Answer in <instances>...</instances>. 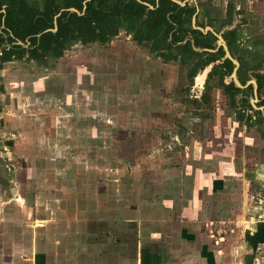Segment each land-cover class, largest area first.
Returning <instances> with one entry per match:
<instances>
[{
    "label": "rangeland",
    "instance_id": "374dc122",
    "mask_svg": "<svg viewBox=\"0 0 264 264\" xmlns=\"http://www.w3.org/2000/svg\"><path fill=\"white\" fill-rule=\"evenodd\" d=\"M47 1L28 3L33 10L41 11ZM51 1L60 9L68 8V0ZM105 1L108 7L112 0ZM196 3L197 14L191 21H184L186 31L181 35L185 36L172 48L165 46L168 39L161 42L162 30L151 38L137 40L125 30V21L104 19L108 30L116 28V33L104 43H92L99 48L95 53L100 62L91 69L69 65L74 63V51L83 47L76 40L67 41L60 54L52 50L34 59L27 58L24 50L23 56L11 57L18 68L35 67L51 75L41 92L31 93L35 110L31 111V106L23 108L14 115L18 116L16 127L3 126L1 131L2 135L14 134L11 142L17 155H1L0 170L6 174L10 165L15 167L11 170L15 179L5 177L4 183L17 190L5 194L4 199L8 195L12 201L6 211L18 217V228L24 225L25 217L54 218L64 213L71 216H64L67 221L87 217L94 200H119L123 207L138 205L140 211L144 205L156 207V201L170 200L173 185L191 194L193 185L206 183L203 180L207 178L201 176L205 167L207 172L222 168L225 173L221 170L220 174L234 184L239 174L236 169L242 166L243 183H247V189L254 186L255 175L264 171V121L244 116L238 120L234 91L230 90L233 86L225 87L221 82V58L202 66L206 53L193 43L197 33L190 27H220L217 21L222 22L226 12L236 8L247 26L243 25L241 32L225 30L233 51L241 57L263 56L261 12L249 10L250 0ZM207 33L201 38L211 41ZM184 45L188 46L182 49ZM244 62L249 65L247 59ZM61 66L62 78L57 74ZM223 77L226 82L231 79L228 73ZM241 104L246 106V101ZM221 154L242 155V165L237 158L234 165L228 162L230 157L218 159ZM228 170L235 173L233 177L226 176ZM100 211L97 208L91 214L94 239L104 236ZM143 214L149 216L150 211L140 216ZM50 228L52 232L66 231L68 226ZM28 229L33 230L31 226Z\"/></svg>",
    "mask_w": 264,
    "mask_h": 264
},
{
    "label": "crops",
    "instance_id": "0c3cea01",
    "mask_svg": "<svg viewBox=\"0 0 264 264\" xmlns=\"http://www.w3.org/2000/svg\"><path fill=\"white\" fill-rule=\"evenodd\" d=\"M250 1L249 10L261 12L258 18L264 24V0ZM98 50L93 45L79 47L72 54L74 63L69 65L95 67L100 62L95 53ZM12 62L10 59L0 65V156L17 155L11 142L13 132L2 135V127H16L18 116L14 115L23 108L31 106V111L35 110L31 93L41 92L51 76L35 67L18 68ZM62 67L57 73L61 78ZM217 157H230L227 160L233 165L237 158L242 165V155ZM12 167L6 174L0 170V264H257L264 254V171L255 175L254 186L247 189L240 175L242 166L236 169L239 174L234 184L220 174L222 168L216 169L217 174L214 169L207 172L205 167L201 176L207 178L203 180L206 183L193 185L191 194L173 185L170 200L156 201V207L148 205L152 209L144 205L140 211L133 204L123 207L119 200H94L87 217L80 216L76 221H67L64 216H71L65 213L54 218L25 217L24 225L18 228V217L6 211L12 207L8 195L17 190L4 183L5 177L15 179ZM231 170L226 176H234ZM97 208L105 224L104 236L94 239L91 214ZM143 211H150V215L140 216ZM64 225L68 226L66 231H50V227ZM30 226L33 230L28 229ZM98 256L105 258L98 260ZM94 258L96 261H92Z\"/></svg>",
    "mask_w": 264,
    "mask_h": 264
},
{
    "label": "trees",
    "instance_id": "16d2710c",
    "mask_svg": "<svg viewBox=\"0 0 264 264\" xmlns=\"http://www.w3.org/2000/svg\"><path fill=\"white\" fill-rule=\"evenodd\" d=\"M163 3L159 7L148 8V14L141 23H138L135 17L144 14L146 6L137 0H127L124 3L115 0L107 11L103 9L105 0H86L84 3L82 0H68L67 7L73 9L62 10L56 16L60 6L51 0L45 2L41 11L33 10L28 0H0V45L4 44L0 51V65L2 61L11 59L12 56H21L24 50L27 52V58L35 59L42 58L52 50L55 51L54 54H60L66 47L65 43L74 39L82 42H104L116 31V28L108 30L107 22H103L104 16L112 13L117 15L125 12L128 16L125 25L127 29L134 31L133 37L137 40L151 38L159 30L163 31L162 36L165 37L175 24L176 32L182 29L184 21L189 18L193 9L171 0H164ZM170 10L172 12H169ZM54 26L56 29L53 30ZM47 28L51 29L45 30ZM6 43L9 46H6ZM187 46L184 45L182 49ZM224 65L228 70L231 69L229 59H226Z\"/></svg>",
    "mask_w": 264,
    "mask_h": 264
},
{
    "label": "flooded vegetation",
    "instance_id": "af4514ba",
    "mask_svg": "<svg viewBox=\"0 0 264 264\" xmlns=\"http://www.w3.org/2000/svg\"><path fill=\"white\" fill-rule=\"evenodd\" d=\"M85 1L86 0H82L83 3ZM121 1L122 3H124L127 0H121ZM137 1L146 6V10L144 11V14H142L140 17H135V21L138 23H141L144 20V18L148 14L147 12L148 8L159 7L164 2V0H137ZM171 1L177 4H180L181 6L187 5L188 7H191L193 9L189 18L186 19L189 21H191L195 17V15L197 14L199 10L196 0H178V2L175 0H171ZM114 2L115 0H112L110 5L108 7L104 6L106 9L104 7L103 9L107 11ZM69 8L70 7H68L67 10H69ZM62 10H65V9H59V11L55 14V16L58 15ZM169 12H172V10H170ZM226 15L227 17L221 20L222 22H220L219 20L217 21L219 22L218 24L220 25V27H216L213 24L211 27H207L205 25V26H202L201 28L198 25V28H195V26L192 25V28L190 27V30L197 33L193 39V43L197 42L195 43V45L202 46V48H204L202 51L206 53V55H204L203 57L202 66L206 65L207 63L209 64L211 61L215 59L221 58V61L218 64L223 73L221 82L223 83L225 87L228 86L229 84L233 86V87H230L229 85L228 87L232 88L230 89L231 91H234V101H235V108H236L237 115H238V120L242 121L244 117H247V119L251 121H253L254 119L255 120L261 119L264 121V55L263 56L254 55L250 57L248 56L241 57L238 51L237 52L233 51L234 49V47L232 46L233 42L231 41L229 36L226 34L225 30L230 29V30H236V32H241V29L242 27H244L243 25L245 24L242 23L241 13L236 8L233 10L230 9L228 12H226ZM127 17L128 16L125 15V12L124 13L121 12L120 14L117 13V15L113 13L111 15H106L104 16V19L107 22L112 21L115 23H119V22L121 23L123 21L127 22L128 20ZM54 27L56 29V26ZM124 28L127 32L132 33V36H133L134 34L133 30L127 29L126 25L124 26ZM48 29H51V28H48ZM176 29H177V24H175L174 27H172V29L168 31L167 36L165 37L162 36V42L168 39V41L166 42L167 44L165 45L166 47L168 46L172 48V45L174 44L178 45V42H180L185 36L184 33L181 35V31L183 32L186 31L183 27L182 29H178L177 32H176ZM207 32H209L210 36H212V38H210L211 41H206L201 38L202 35L208 34ZM175 36H178L179 38H175ZM239 36H241L240 33H238L237 35V38H238L236 39L237 44L241 43V38ZM74 40L80 42L79 44L81 46L95 45L92 43H100V44L104 43V42H99V41L82 42L79 39H74ZM213 41L215 43H213ZM88 43H91V44H88ZM223 45L227 46L229 50V54L234 60L237 61L236 64L225 54ZM248 47L251 48V45H248ZM226 59H229L231 61L230 70H228L224 65L226 64ZM245 59L249 61V65L247 66H245L246 64V62H244ZM235 65H237L236 70H235V78L237 79L238 84L235 82L234 76L232 74V70L235 67ZM227 73L231 76V79L230 81L226 82L223 76H225ZM225 91L226 90L224 89V92ZM242 100L246 101V106L241 104Z\"/></svg>",
    "mask_w": 264,
    "mask_h": 264
},
{
    "label": "water",
    "instance_id": "95a60500",
    "mask_svg": "<svg viewBox=\"0 0 264 264\" xmlns=\"http://www.w3.org/2000/svg\"><path fill=\"white\" fill-rule=\"evenodd\" d=\"M175 1H177L178 2V0H175ZM54 29H55V27H54ZM53 29V30H54ZM45 30H48V28L47 29H45ZM3 45L4 44H2L1 46H0V49L3 47ZM224 46V50H225V54L236 64L237 63V61L236 60H234L232 57H231V55L229 54V50H228V48H227V46H225V45H223ZM236 66L237 65H235V67L233 68V70H232V74H233V76H234V79H235V82L238 84V81H237V79L235 78V70H236Z\"/></svg>",
    "mask_w": 264,
    "mask_h": 264
},
{
    "label": "built area",
    "instance_id": "2783aa9c",
    "mask_svg": "<svg viewBox=\"0 0 264 264\" xmlns=\"http://www.w3.org/2000/svg\"><path fill=\"white\" fill-rule=\"evenodd\" d=\"M257 264H264V254L260 256Z\"/></svg>",
    "mask_w": 264,
    "mask_h": 264
},
{
    "label": "bare ground",
    "instance_id": "6f19581e",
    "mask_svg": "<svg viewBox=\"0 0 264 264\" xmlns=\"http://www.w3.org/2000/svg\"><path fill=\"white\" fill-rule=\"evenodd\" d=\"M39 223H42V221H41V222H39Z\"/></svg>",
    "mask_w": 264,
    "mask_h": 264
}]
</instances>
